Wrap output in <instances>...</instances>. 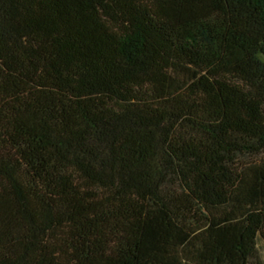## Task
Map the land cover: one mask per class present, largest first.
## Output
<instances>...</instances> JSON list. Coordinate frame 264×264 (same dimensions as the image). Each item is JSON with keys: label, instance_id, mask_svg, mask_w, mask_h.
<instances>
[{"label": "trees", "instance_id": "trees-1", "mask_svg": "<svg viewBox=\"0 0 264 264\" xmlns=\"http://www.w3.org/2000/svg\"><path fill=\"white\" fill-rule=\"evenodd\" d=\"M264 0H0V264H264Z\"/></svg>", "mask_w": 264, "mask_h": 264}, {"label": "rangeland", "instance_id": "rangeland-1", "mask_svg": "<svg viewBox=\"0 0 264 264\" xmlns=\"http://www.w3.org/2000/svg\"><path fill=\"white\" fill-rule=\"evenodd\" d=\"M258 250H259L260 257L264 262V241L258 242Z\"/></svg>", "mask_w": 264, "mask_h": 264}]
</instances>
